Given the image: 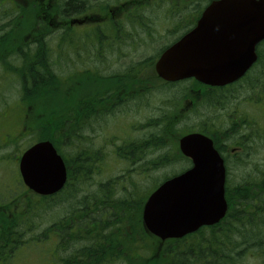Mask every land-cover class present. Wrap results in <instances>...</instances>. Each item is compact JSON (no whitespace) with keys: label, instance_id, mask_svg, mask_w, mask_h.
<instances>
[{"label":"flooded vegetation","instance_id":"af4514ba","mask_svg":"<svg viewBox=\"0 0 264 264\" xmlns=\"http://www.w3.org/2000/svg\"><path fill=\"white\" fill-rule=\"evenodd\" d=\"M31 2H36L39 9L43 10V13H36L34 17V21L37 23L34 25L36 32L52 31L55 34V45H50L54 39L49 41L48 37L46 42L49 45L42 42L40 46L34 39L26 46L24 53L27 56L23 62L26 67L25 83L29 88L32 85L41 88L39 93L30 94L31 98L42 101L59 100L58 132L62 138L73 139L74 148L80 149L87 146L89 150L95 149V143L100 139V136L114 129L128 133H164V136L172 134L174 135L173 142L166 147L167 142L163 141V144L161 143L163 148L155 150L156 158L154 159H164L173 164L191 165V160L180 151V138L190 132L203 135L204 126L207 130L205 135L215 140L227 165H251L254 163L255 111L258 104L249 87L247 93L243 95L240 93L243 90L240 87H235L237 83L214 88L205 86L195 79L167 82L161 79L156 72L157 61L167 50L169 43L175 44L196 25L198 21H196V15H169L158 30L154 29V26H150L149 22L145 24L142 20L143 16H140L136 30L111 32L100 30L102 27L104 29L108 22L105 17H98L96 20L102 22L97 23L93 16H76L74 13L77 11L75 8L77 2L74 0L66 5H61L56 0H31ZM121 17L120 14L113 19ZM95 26L97 27L95 28ZM186 28L189 30H185ZM112 45L120 49L131 48L129 54H127L128 52L124 53V57L130 59L129 66L131 68H127L124 72L119 71L118 74L109 72L107 67L109 59L105 55L104 49L105 46L113 49ZM160 45L164 47L161 50L158 49ZM137 47L139 50L152 48L156 54L153 58L137 61L133 59L132 53ZM259 47H263L262 51ZM259 47L258 62L254 67L264 64V43ZM93 49L96 50L95 62L90 65ZM86 59L88 63L83 64ZM12 60L14 62L11 66L13 67L16 66V63L21 62V58L15 56ZM32 67L34 71L29 72ZM37 75L40 80L35 79ZM50 75L56 77L55 83H47L46 78ZM77 75L83 76L80 77L83 83H80L79 89L73 95L70 103H65L63 84L65 87V82L76 78ZM82 87L84 88L81 89ZM101 90H105V92L102 94ZM262 100L264 110V96ZM144 111L147 113L151 111L152 115L148 114L145 125L138 119L143 116ZM122 118L133 119L121 128ZM218 122L221 123L220 126H218ZM223 126L228 128L226 132L228 134L232 133L233 127L237 128L238 135L235 136L234 143H229V138L217 137L215 128ZM69 134L71 137H68ZM177 136H179L178 141H176ZM233 137L231 136V138ZM108 139L104 138L103 151L99 154L98 159L94 155V150L89 159L77 157L76 165L79 167V162L85 161L82 164L89 165V173H69L67 183L64 189L57 194V197H61L64 193L75 197L73 195L75 188H72V182L73 178H76L77 186L81 185V182L89 184L87 192L83 189L84 192L80 194L88 196L95 203L96 167L99 166L100 169H103L102 160L111 162L113 158L120 159L117 157L120 144L112 142L111 138ZM139 153V150L135 151V155ZM20 185L28 194V196H23L24 199L38 198V202H41V199L49 198L36 196L26 189L23 183L20 182ZM0 200L4 202L3 205L0 204V212L9 219L7 222L0 221V264H21L22 261L17 257V254L22 252L25 246H30L29 243L34 242L37 237V235L32 238L27 237L29 228L22 223L30 213V206L26 205L22 210L12 212L17 208L19 202H15L10 191L2 195ZM9 213L10 217L5 215ZM103 215H107V218L110 219L111 213L104 210ZM75 217L69 225L62 219L61 226L50 231L53 232V236H48L47 239L52 238V241L56 242L57 250L64 243L72 241L71 236L78 233L74 230L75 228H79L81 231L79 237H85L84 230L80 228L84 226L81 220L85 221V218L81 214ZM110 224L111 220H109ZM66 228L69 229V233ZM32 234L29 235L32 236ZM41 236L43 235L41 234ZM94 237L95 233L92 229L87 235V239H94ZM49 257V264H64L61 253L54 252ZM93 257L96 256L92 253L73 257L71 264H96V261L91 262Z\"/></svg>","mask_w":264,"mask_h":264},{"label":"water","instance_id":"95a60500","mask_svg":"<svg viewBox=\"0 0 264 264\" xmlns=\"http://www.w3.org/2000/svg\"><path fill=\"white\" fill-rule=\"evenodd\" d=\"M264 40V0H215L198 26L168 50L157 65L167 80L196 78L207 85L224 86L240 79L256 60L255 48ZM194 166L162 184L148 199L143 222L148 233L181 239L225 218L226 168L205 136L181 141ZM20 172L34 192L52 195L66 180V168L51 142H42L22 157Z\"/></svg>","mask_w":264,"mask_h":264},{"label":"rangeland","instance_id":"374dc122","mask_svg":"<svg viewBox=\"0 0 264 264\" xmlns=\"http://www.w3.org/2000/svg\"><path fill=\"white\" fill-rule=\"evenodd\" d=\"M100 3H103L105 5H108L110 7L115 6L118 4L116 0H99ZM121 1V0H119ZM124 1V0H123ZM187 1V0H182ZM95 2V0H93ZM191 3L192 5H199L202 3V1L194 0ZM204 2V1H203ZM31 0H8L7 3H0V29L4 28V24L6 22V16L5 13L9 11L16 10H22V8H27L28 11H30V14L32 15V28L34 26V17L36 13H39L38 8L30 5ZM168 4V2L166 3ZM163 6L162 10L159 7H156L151 4H149V7H145V9L142 10L141 14H144L148 17H150L151 21L149 22V25L154 26V29H157L163 25L164 20V13L167 5ZM95 5V4H94ZM80 7V5H76L75 8L77 9ZM197 8L195 7V10ZM77 10H80L78 8ZM194 11V9H193ZM154 20V21H153ZM10 21V19H9ZM134 17H127L124 18V15L120 18L119 22H116V24L122 25V28H124V31L129 30H136L137 28L134 27V24L137 23L134 22ZM8 23V22H7ZM11 28V27H10ZM28 28V25L26 23H23L22 29L25 31ZM31 28V29H32ZM8 29V28H4ZM31 31H27L26 35L22 37L24 41L28 40L27 34H29ZM18 33V32H17ZM40 34H44L49 36V41L51 39H54V42H50V45H55V34L50 31H41ZM113 49L109 48L108 46H105L104 53L108 57V64L107 67L109 69V72H113L115 74H118L119 71H125L127 68H131L129 66L130 59L124 57V53L129 54L131 51V48H124L120 49L119 47L112 45ZM161 45L158 47V49H163ZM135 60H144L149 59V57L153 58L155 56L154 50L152 48H146L144 50H139V47L135 48L132 51ZM95 55L96 50H92L91 54V62L90 65H93L95 62ZM80 62V61H79ZM87 59L84 60L83 64H87ZM81 66V62H80ZM133 67V66H132ZM264 69V67H263ZM130 70V69H129ZM122 73V72H121ZM2 76V75H1ZM80 77H83L81 75H77L76 78L67 80L65 82V87L63 84V92H64V101L65 103H70L73 95L77 92L79 89L80 83H83L80 80ZM123 77V76H122ZM0 137H3L5 134L8 137V140H11L9 147L1 150L0 149V199L2 195L8 193L9 191L12 193V197L15 200V202H19L16 209H14L12 212H18L24 208V206H30V213H28V216L24 223L29 228V234H32L30 236L29 234L27 237H37L35 238L34 242H30V246H25L23 248L22 252H19L17 254V257L22 261V264H49V255L53 254L54 250L56 249L57 253L63 254L64 263H70L73 260V257H79L82 255H88V253H83L84 249L86 247L91 248L94 246L95 242L89 241L87 239V235L91 232L92 229H94V232L96 230L97 224L105 225L104 229H106V236L107 234H110L112 231V228H117L121 226V222H117L121 216L124 217V211L121 213L117 212V210L121 209V206L127 204L126 196L124 194L118 193L112 189L109 184L113 180L117 182H121L123 185H117L119 183H115V186L117 185L118 189L122 192L125 191V189L129 190H135L139 189L141 191L135 199V202L138 203L139 200H141L140 194L145 192V194L150 193L156 186L161 184L163 180L165 179V175H175L176 173L179 174L183 170L187 168V165H181L180 163H176L173 166L164 167L156 172H150V170H145L144 167H141L138 162L134 163V166H132L129 162H123L119 160H113L111 162H105L104 168L100 171H97L95 175L98 173L99 175H96V182L97 184V191L98 193L95 194V203L91 201V198L84 194H80L81 192H84V190L87 192L89 189V184L87 182H83L81 185L77 186V179H73V186L72 188H75L74 191L75 197H72L69 193H64L61 197H54L53 200L46 201L43 206L40 204L41 202H38L37 199L30 197V200L24 199L23 196H28L27 192L21 187L20 182V173H19V162L21 155L25 150H27L31 145V142L37 141V139H40V134H38L36 131H34V134L32 135L33 127L30 125L31 129L29 132L26 133V136L22 137L21 139H14L9 134L14 132L15 130L19 129L23 125L22 119L19 121L17 119L19 116H22L25 118V111L26 108L29 107L27 105L29 102L20 103L21 99V92L20 88L22 87V83H17L16 81H13L10 85L11 77L7 75V73H4L3 78L0 79ZM250 84V81H245L244 83L239 84L238 87H245L247 88ZM82 87L81 89H83ZM102 94L105 92V90H101ZM243 95L246 94L245 91H240ZM9 97V99H8ZM62 102H63V93H62ZM263 103V100L259 98V102ZM64 104V103H63ZM60 106L56 108V111H58ZM16 111L18 113H16ZM142 118L139 120L144 125L147 124L146 121L148 119V114L151 115V111H144ZM46 112H36L38 115L44 116ZM67 113V112H66ZM32 115V114H31ZM152 116V115H151ZM257 120L260 119L261 115L257 112ZM133 118H122L121 120V128L124 124L129 123L132 121ZM37 124L36 122H33ZM262 126V124H261ZM37 127V126H36ZM120 130L116 131L114 129L113 131L110 130L107 134L110 136H120L124 134H118ZM9 133V134H7ZM107 134H103L100 136V139L97 140V143H101L104 139V137ZM147 133L143 132H136V133H129L133 138H144ZM37 138L36 140H33V138ZM22 141L23 143L19 144V142L23 139H27ZM15 140V141H14ZM123 140V139H120ZM119 140V141H120ZM30 145V146H28ZM18 146V147H17ZM104 144L102 142L101 147H103ZM254 163L251 165H245L238 168L232 167L233 173L231 175V183L232 185L239 186L243 185L245 181L247 180H255L258 178H262L260 171L264 170V139L258 142H255L254 144ZM88 150L85 146L81 148L82 152H85ZM91 151V149L89 150ZM81 152V153H82ZM67 153V152H66ZM73 151H69L67 153L68 160L75 159L77 160V157L69 155H73ZM150 156V155H149ZM153 158H156V156L153 154ZM82 162H85L81 160L79 162V165L82 164ZM127 164V165H126ZM255 164V165H254ZM69 166L72 167L69 161ZM89 167V166H88ZM74 170L77 172V174L82 173V171L79 169V167L75 164ZM72 171V169H71ZM131 171V172H130ZM243 182V183H242ZM103 183V184H102ZM241 183V184H240ZM84 189V190H83ZM109 193V198L106 196V199H103L104 196ZM112 194V195H111ZM114 196V197H113ZM128 196L131 197L132 195L128 194ZM149 196V195H148ZM3 200V199H2ZM4 201V200H3ZM0 200V204H4V202ZM106 201V202H105ZM40 205V206H39ZM92 205V206H91ZM101 206V207H100ZM106 206L111 211L110 219L107 218V215H103L104 210H108L107 208L103 207ZM28 208V207H27ZM94 210V211H93ZM119 214V216H116V212ZM113 213V214H112ZM80 214L85 218L84 220H81V223L84 226H81L80 228L84 230L85 237H79L80 230L79 228H75L78 233L72 235V241L66 242L63 244V246L60 247L59 250H57V244L56 242L52 241L51 239H47L48 236H53V232H50L52 229H56V227L61 226V220L64 219L66 221V224L69 225L72 222L73 217ZM6 216L10 217V213ZM113 215H115L113 217ZM0 220H5L4 215L0 212ZM109 220H111V225H109ZM115 225H113V223ZM120 222V224H119ZM73 227V226H72ZM69 233V229L66 228ZM41 234L43 236H41ZM101 237V236H100ZM43 238V240H41ZM153 243L157 244L161 250L164 247L163 245H160L159 243H156L152 241ZM86 246V247H85ZM155 250L146 249L147 254L146 257H151L156 252ZM109 253V252H107ZM159 254V253H158ZM120 254L113 255L115 258H117ZM144 255V253H143ZM235 256V252L233 253ZM106 256H109L110 258H104L101 257L99 260V263L101 264H110L111 254H108ZM22 257V258H21ZM160 258V255L157 257V259ZM96 257L91 258V262L95 261ZM163 260V259H162ZM120 261V260H119ZM164 264V263H161ZM238 264H259L257 260L251 257V255H248L244 260Z\"/></svg>","mask_w":264,"mask_h":264},{"label":"trees","instance_id":"16d2710c","mask_svg":"<svg viewBox=\"0 0 264 264\" xmlns=\"http://www.w3.org/2000/svg\"><path fill=\"white\" fill-rule=\"evenodd\" d=\"M78 5H80V7H78L80 8L79 13H84L86 12V8L95 6L93 5V0H89L88 2L87 0H80ZM8 14H11V12L9 11ZM8 14L7 12L5 13L6 20L9 19ZM19 14L24 15L25 10H21ZM134 14L138 13L135 10L130 11L131 17L135 16ZM134 22L138 23L136 18ZM19 24H21L20 17L10 20L5 24L4 26L8 29H4L5 27L0 29V63L8 65L6 69L15 73L19 79L20 85L22 83L20 101L21 103L29 102L27 104L30 107L28 114L32 118V123H30V125L33 127V131L40 134V139L38 140H51L57 147L59 153L63 155L62 146L65 145L70 147L74 145V143L71 142L70 139L62 143L58 137L56 108L60 104L56 107V103L52 101H41L31 98L30 94H36L35 92H39L41 88L34 85L29 88L25 84L26 67L24 69V64L15 69L9 67L11 65L8 61L10 55L15 54L21 57L23 61L27 56L24 50L28 44L25 43L22 38ZM134 27L137 28L138 26L134 24ZM40 45L42 44L40 43ZM31 71H34L33 67L29 69V72ZM35 79L40 80V77L37 75ZM46 81L48 84L55 83L56 77L50 75L46 78ZM36 112L46 113L42 116L36 114ZM258 114L264 117V111H259ZM24 120L25 118H22L23 123ZM32 134L34 136L37 135L36 133ZM9 135L18 140L26 136V133L21 132L13 134L12 132ZM216 135L217 137L222 136L224 139L229 138V142H232L236 140L235 136L238 135V132L236 127L232 128L231 134L217 127ZM166 136H168V134ZM166 136H164V133H149L146 134L144 138L126 141L120 150V156L123 160H130L128 162L132 166H134V163L138 162L141 167H144L145 170H150V172H156L163 167L167 168L172 163L164 159L157 161L148 160V156L150 155L153 157L155 153L154 143L162 146L161 143L163 144ZM231 136L234 137L231 138ZM22 141L24 140H21L19 144L23 143ZM10 142L11 140H8L5 134L3 137H0V148L4 149L9 147L8 145ZM136 150L140 152L137 155H135ZM81 152L80 148L77 149L76 155L73 154L69 156L72 157L75 155V157L83 159L92 157V153L89 150ZM71 164L75 167L76 163L72 162ZM88 166L86 164H81L79 169L82 173H80L88 174ZM259 171L262 178L253 181L247 180L243 185L233 186L227 189V199L230 209L224 221L215 227L202 229L195 235L189 236L183 240L166 243L162 248L159 259H157L158 253L160 252L159 246L152 242L159 243V241L150 237L145 232L142 225L141 214L147 194H145V192L141 193V200L136 203V196L141 191H139V189H125L122 194L126 196L128 202L121 206L120 210H117L119 213L124 211V217L121 216V220L120 218L118 220L117 217V222L120 221L121 226L112 228L110 234L106 236V229H104L105 225L97 224L95 230V244L93 247L84 250V253L92 252L98 259L104 256V258H106V255L111 254L112 264H238V262L241 263L248 255H251L259 264H264V170ZM74 172L76 171L72 170L71 174ZM73 179L76 180V178ZM109 186L116 192L114 181H111ZM116 194L118 193L116 192ZM128 194L132 195V199ZM106 196L109 198V193H107L103 199H106ZM117 212L116 216H119ZM114 216L115 215H113V217ZM113 225H115V223H113ZM150 247L153 250L156 248V252L154 253L155 256L146 257V249H150ZM234 252L236 254L235 256L233 255ZM115 254L120 255L115 258L113 256Z\"/></svg>","mask_w":264,"mask_h":264},{"label":"bare ground","instance_id":"6f19581e","mask_svg":"<svg viewBox=\"0 0 264 264\" xmlns=\"http://www.w3.org/2000/svg\"><path fill=\"white\" fill-rule=\"evenodd\" d=\"M249 97V96H248ZM157 153V152H156ZM255 165V164H254ZM243 183V182H242ZM241 184V183H240Z\"/></svg>","mask_w":264,"mask_h":264}]
</instances>
